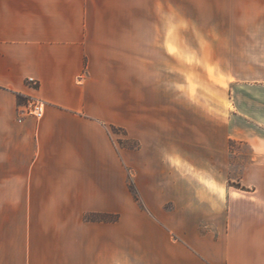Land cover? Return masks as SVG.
I'll list each match as a JSON object with an SVG mask.
<instances>
[{"label":"crops","instance_id":"crops-1","mask_svg":"<svg viewBox=\"0 0 264 264\" xmlns=\"http://www.w3.org/2000/svg\"><path fill=\"white\" fill-rule=\"evenodd\" d=\"M177 13V0H0V264H113V224L86 219L129 202L105 128L123 108L113 80L129 48L160 46ZM18 95L43 101L44 118ZM262 107L234 108L251 148L246 188L169 191L175 214L201 211L218 231L199 243L164 222L205 264H264Z\"/></svg>","mask_w":264,"mask_h":264},{"label":"rangeland","instance_id":"rangeland-1","mask_svg":"<svg viewBox=\"0 0 264 264\" xmlns=\"http://www.w3.org/2000/svg\"><path fill=\"white\" fill-rule=\"evenodd\" d=\"M177 11L160 46L130 47L125 72L113 80L123 108L105 128L122 157L129 202L86 216L113 224V264H205L164 222L199 243L218 231L201 211L175 214L170 189L191 184L207 194L249 183L251 148L238 138L244 126L235 124L234 108L244 117L250 104L263 108L264 0H177Z\"/></svg>","mask_w":264,"mask_h":264},{"label":"built area","instance_id":"built-area-1","mask_svg":"<svg viewBox=\"0 0 264 264\" xmlns=\"http://www.w3.org/2000/svg\"><path fill=\"white\" fill-rule=\"evenodd\" d=\"M29 84L32 86H36V81L30 79ZM29 106V112L37 119H43L45 115V104L43 101L35 98H28V102L26 103Z\"/></svg>","mask_w":264,"mask_h":264},{"label":"trees","instance_id":"trees-1","mask_svg":"<svg viewBox=\"0 0 264 264\" xmlns=\"http://www.w3.org/2000/svg\"><path fill=\"white\" fill-rule=\"evenodd\" d=\"M25 100H26L25 97H23V96H21V95H18V101H19L20 103L24 102ZM131 189H132V191H134V193H135V189H134L133 187H132ZM88 219L91 220L92 218L89 217ZM103 220H104V219H103ZM104 221H105V220H104Z\"/></svg>","mask_w":264,"mask_h":264}]
</instances>
